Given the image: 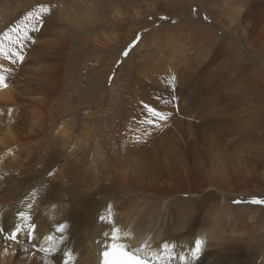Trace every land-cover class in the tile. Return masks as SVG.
Returning a JSON list of instances; mask_svg holds the SVG:
<instances>
[{"label":"rangeland","instance_id":"374dc122","mask_svg":"<svg viewBox=\"0 0 264 264\" xmlns=\"http://www.w3.org/2000/svg\"><path fill=\"white\" fill-rule=\"evenodd\" d=\"M247 4L248 16L242 18L235 17V0H0V74L8 76L9 85L11 88L14 86L12 89L19 96L28 97L22 93L28 87L33 89L32 99L43 97L40 82L32 80L30 83L21 73L13 74L12 78L8 75L15 67V62H12L15 60L14 54L19 51L17 36L27 37L28 39L22 40L24 49H47L50 65L57 70L46 84L53 121H59L60 124L72 122L69 125L72 127V139L78 138L79 141H82L85 126L90 128L87 132L89 141L86 140L89 146L71 140L63 141L58 130L52 131L49 139L50 158L55 163L46 176L43 172L40 180L48 182L50 194L54 193L53 203H59L63 207L72 204L99 182L105 174L104 169L108 170L101 165H97L98 169L94 168L95 159L91 156V151L97 143L104 147L102 152L111 161L108 164L111 168L115 167V160L109 149L111 145L118 159L124 157L119 159L122 163L128 160V156L125 157L128 153L124 150H135L137 145L130 137L137 135L139 126H147L149 120L153 121L149 118L152 115L144 107L148 105L164 113L167 121H159L163 124L157 127L147 142L142 143L143 147L157 145L158 140L162 141L163 138L158 147H165V155L177 148L175 137L169 135L175 116L192 123L194 127L195 135L188 137L191 141L195 140L196 153L193 161L180 166L167 161L165 156L160 160L169 169L165 174L173 182L175 187L172 188L178 187L174 193L170 190L172 188L164 192L173 194L167 199V204L171 205L169 207L174 212L180 208H195L192 200H198L200 195L211 190L209 182L212 173L209 165L214 163L220 174L231 178L229 190L225 194L232 205L246 207L244 210L248 212L252 210L250 213L253 219L247 220V232L251 233L250 245L243 258L249 264H264V205L250 203L252 200H264V176H261L264 167L257 156L259 151L254 148L258 139L264 138V125L258 123L260 118L264 119V108L261 107V102L255 100L256 74L252 68L262 69L258 76L264 83V28L258 26V33L251 40H244L238 35L243 22L248 24L252 22V16L264 13V0H248ZM52 6H55L54 14H45L44 26L33 31V26L37 24L35 16L39 15L42 7ZM62 10L67 14L61 15ZM116 13L120 16L116 17ZM71 15L80 19L86 17L89 22L82 26L73 19L69 23L66 17ZM12 29L16 31H11ZM186 30H191L193 36H188ZM194 30L198 32L194 33ZM63 31L67 35L60 37L61 41H56V44L60 41V45H55L53 42ZM206 34L211 39L222 42L225 52L237 62L226 70L222 66L225 59L216 63L212 59L206 60L205 63L196 65L193 54H206L208 40L201 37H207ZM107 36L112 37L108 44ZM33 39L34 43L31 42ZM134 42L135 46L124 56V51ZM233 49L237 50L232 51ZM24 60H27L25 53ZM179 61L182 62L180 65ZM186 62L191 66H187ZM36 67L37 70L41 68L40 65ZM228 101L233 103L229 105ZM210 104H213L212 108L209 107ZM224 119H232L233 122L227 123ZM122 121L131 124L127 128H132V132L125 133L126 127ZM151 124L154 125L150 123L148 129ZM237 125L242 128L244 135H248L234 134L236 129L233 127ZM203 128L206 131H202ZM77 148L83 151L78 152ZM180 154L181 151L179 157ZM137 157L138 155L133 158ZM219 162L224 165H219ZM46 177L47 180H43ZM107 182L101 181L100 184H108ZM197 186L208 190L200 194L190 193L200 190ZM112 191L123 198L121 202L124 204L119 205L118 212L129 210L133 201H142L141 198L128 199L121 183L114 186ZM158 200V197L153 196L147 201L157 203ZM136 207L140 211V225L145 214L143 207L136 204L133 208ZM39 210L32 214L47 211ZM21 234L22 231L17 239L20 242L18 244L29 245V250L33 253L23 263L39 264V255L45 257L46 261L51 260V251L44 250L33 240L28 241ZM151 237L146 238L143 244L149 243ZM0 238L4 237L1 235ZM170 249L166 259L163 255L166 251L158 254L159 264L181 263L179 255L189 254L182 246L175 245ZM31 257L34 259H28Z\"/></svg>","mask_w":264,"mask_h":264},{"label":"bare ground","instance_id":"6f19581e","mask_svg":"<svg viewBox=\"0 0 264 264\" xmlns=\"http://www.w3.org/2000/svg\"><path fill=\"white\" fill-rule=\"evenodd\" d=\"M247 3L248 0H235V8L237 9L235 17L248 16ZM51 8L55 10V6ZM60 13L61 15L67 14L65 10L60 11ZM114 15L116 17L120 16L117 13ZM252 17H254L252 22L248 24L243 22L241 24L243 27L238 31L239 37L244 40L254 38L259 30L258 26H263L264 28V13ZM66 18L68 19L66 21L69 23L74 19L77 24L82 26L89 22L86 20V17L80 19L76 15L74 17L71 15V17ZM186 32L188 36H193L191 30H186ZM195 32H198V30H194ZM200 33L205 35L201 31ZM66 35V31L60 32L59 36H55L56 40L53 43L60 45L61 38ZM206 35L207 37L200 35L203 37V40H208L206 54L201 55L197 52L193 54L196 65L203 64L206 60L212 59V62L216 63L221 59H225L223 62L224 65L222 66L226 70L231 67L230 65L237 62L228 56L225 48H223L222 42L211 39L209 34ZM109 37L107 36V44L112 39V37ZM58 39L60 41L56 44ZM42 49V47L36 49L30 47L28 51L24 49L27 60H23L22 63L17 60L14 64L15 67L8 74L12 78L13 74L21 73L22 77L27 78L30 83H32V80L40 82L39 86H41L42 98L32 99V88L28 87H25L22 91L28 97L19 96L12 89L14 86L11 88L9 85L7 81L8 76H4L7 87L0 88V228L9 234L15 229L17 224H20L22 227V234L20 236L25 235L29 241V224L34 223L36 231L32 240L36 245L44 248V250L51 251V260L46 261L44 256L42 258L39 255V264H57V262L65 264L66 260H69L70 264H102V252L105 250V244L111 243L110 240L105 238L104 233H111L113 224L121 230L119 233L121 243L127 245V250L133 251V253H136L142 259L152 262L155 261V264H159L158 254L161 251H166L163 253L166 259L171 250L170 248L172 246L175 247V245L182 246L185 250L187 249L189 251L187 256H183V261L180 259L182 256L180 254L178 260L181 263L175 264H249V261L243 257L246 255V251L250 245L249 239L251 233L248 234L247 232L249 226L247 220L253 219L250 213L252 210L248 212L244 210L246 207L242 208L232 205L228 196L225 194L226 190H229L231 178L220 174L214 163L209 165L212 173L209 182L211 190L206 192L208 189L197 186L200 190L190 192L193 194L206 192V194L200 195L201 198L198 200H192V205L194 204L196 206L195 208H180L174 212L169 207L171 205L167 204V199L173 194L171 192H168V194L164 192L168 191V188H172L174 184L170 182V179L165 174L169 169L160 162L161 157L165 156L167 157V161L178 163L181 166L182 164L188 165L190 160L193 161L196 153L195 140L192 138H190L192 141L188 139V137L195 135L193 124L183 121L181 117L176 118L175 116L170 126L172 130L169 131V135L175 137L174 139L178 144L176 145L177 148L166 155L163 152L165 147H158L161 146L160 144L164 140L163 138H161L162 141L158 140L157 145H152L149 148L141 146L143 142H147L154 135L157 127L163 124L159 120H156L154 125L151 124L149 129L147 128L150 125L149 122L148 124L145 122L147 126L138 127L137 135L130 137V139L137 143L135 145L136 149L133 147L135 150H124L128 153L125 156H128V160L124 161V163L119 160L124 157L118 159L114 147L112 145L109 147L111 150L109 151L115 160L113 164L115 165L114 168H111V165L108 166L111 161L106 159V156L103 154L102 150L104 147L100 143H97L91 151V156L95 159V161L93 160L95 163L94 168L98 169L97 165H101L108 169H104L105 174H103L99 182L95 183L88 193H84L83 195L79 194L81 196L66 207L52 202L54 193L51 192L50 194L48 182H42L40 180L43 172L46 176L55 163L50 158L51 149L49 139H51L52 131L54 129L58 130L57 133L62 137L63 141L71 140L78 144L89 146L86 140L87 142L89 141L87 132L90 128L87 125L85 126L84 136L82 138L80 137L82 141H79L78 138L72 139V127L69 126L72 122L60 124L59 121H53L52 105L49 106L46 84L49 77L55 74L57 70L55 68L53 69L51 67L52 65H50L47 49ZM236 50L233 49L232 51ZM180 63L182 62L179 61L178 64L180 65ZM185 64L191 66L187 62ZM37 65L41 67L38 70L35 69ZM252 68L256 74L254 87L255 100L261 102V107L264 108V83L259 80L260 76H258L262 69ZM185 71L189 72V70ZM219 74H221V71ZM262 77L264 78V76ZM232 103L228 101L229 105ZM209 107L212 108L213 104H210ZM149 118L154 120L152 116ZM224 120L227 123L233 122L232 119ZM122 123L126 127L124 128L125 133L132 132V128H127V126H131L128 121L126 123L122 121ZM258 123L264 125V119L260 118ZM220 127H218L219 130ZM203 129L202 131H206L205 128ZM224 129L226 130V127ZM233 129H236L234 134L244 135L243 130H241L242 128L240 129L238 125L233 127ZM254 148L256 151H259L257 156L260 157V164L264 167V138H259ZM76 150L78 152L83 151L80 148ZM138 151H140V154H138ZM179 151H181L180 157ZM130 155L133 157L138 155V157L131 158ZM197 162L198 164L200 163L198 160ZM219 165L223 166L224 163L219 162ZM125 166L126 168L124 169ZM182 171L184 172V170ZM98 173H100V170ZM261 176H264V172L261 173ZM181 177L183 176L181 175ZM43 180L46 181L47 177ZM101 181H108V184L101 185ZM118 183H121V186L124 187L128 194V199H142V201L139 199L131 202L129 210L126 212H118L119 205L124 204L121 202L123 198L120 197L119 193L112 191L113 187L117 186ZM177 188L170 190H173L172 192L174 193L177 191ZM142 189L146 190L143 191ZM180 190L178 192H182ZM161 193H164V195L159 196ZM153 196L158 197L159 200L157 203L147 201ZM75 198L77 197L75 196ZM136 204L143 207V213L145 214L144 220L140 222V225L138 224L140 217L138 213L140 211L138 212V207L136 209L133 208ZM38 209H40L39 211H47L32 214L33 211ZM189 209H193V211ZM21 212L24 213L23 217L19 216ZM101 216L112 221V224L102 223L100 221ZM60 225L65 226L66 230L63 234L57 231ZM136 225L138 226L136 227ZM150 236L152 237L149 243L143 244L146 238ZM48 237H52V239L49 240ZM197 241H200L201 244L200 254L198 259H193L191 253L195 249ZM18 243L20 244L18 240L13 242L0 238V264H25L23 263L25 258L27 256H33V253L29 250L31 249L29 245L23 246ZM66 252L72 255L70 257L66 256ZM28 259L34 258L31 257Z\"/></svg>","mask_w":264,"mask_h":264},{"label":"snow or ice","instance_id":"6c2138e0","mask_svg":"<svg viewBox=\"0 0 264 264\" xmlns=\"http://www.w3.org/2000/svg\"><path fill=\"white\" fill-rule=\"evenodd\" d=\"M45 14H48V15L54 14V9L51 7L49 8L42 7L38 16H35V14H30V15L35 16V18L37 19V24L33 26V31H38L44 26ZM11 31H16V29H12ZM23 39H28V38L27 37L21 38L19 35L17 36V44L19 47V51L14 54L15 60L12 61L13 63L16 62L17 60L20 63H22L24 60V45L22 43ZM138 39L139 37L137 38V40ZM31 42L34 43L35 42L34 39ZM134 46H135V42L133 45L129 46V49L124 51L123 55L127 56L129 54L130 49ZM3 87H7V84L5 82V77L3 75H0V88H3ZM144 107H145V110L149 112L154 118V120L149 121V123L154 124L156 120L165 121L167 119V116L164 113L153 109L151 106L145 105ZM236 203H239V201H237ZM250 203L264 205V200H252L250 201ZM19 216L23 217L24 213L21 212ZM100 221L102 223L112 224V221L107 220L104 216L100 217ZM29 229L30 230L28 231V239L29 241H31L36 231L35 224L30 223ZM65 230L66 229L64 225H60L59 228L57 229V231H59L61 234H63ZM21 231H22L21 225L17 224L15 226V229L11 232L10 235L7 232H5L4 229L0 228V235H2L4 239L6 240H11L15 242L17 241L18 236ZM120 231L121 230L116 228L115 225L113 224L111 233H108V232L104 233L105 238L107 240H110L111 243L105 244V250L102 252V257H103L102 264H150V262L147 261L146 259H141L137 257L136 253H129V251L127 250V245L124 243H121V236L119 235ZM48 239L51 240L52 237H48ZM200 249H201L200 241H197L195 245V249L191 253L193 259L199 258ZM65 255L70 256V253L66 252ZM180 259L183 261L184 257L181 256ZM65 264H70V261L66 260Z\"/></svg>","mask_w":264,"mask_h":264}]
</instances>
